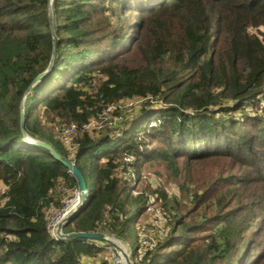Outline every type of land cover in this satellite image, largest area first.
Returning <instances> with one entry per match:
<instances>
[{
  "label": "trees",
  "instance_id": "16d2710c",
  "mask_svg": "<svg viewBox=\"0 0 264 264\" xmlns=\"http://www.w3.org/2000/svg\"><path fill=\"white\" fill-rule=\"evenodd\" d=\"M49 3L0 0V264L100 253L84 239L50 240L47 219L77 184L24 140V96L25 134L92 183L62 234L124 241L149 201L132 195L129 175L158 166L181 197L152 192L169 215L146 264H264V0H51L52 23ZM132 99L142 104L130 120L82 130ZM68 125L73 157L54 136ZM199 166L213 178L195 179Z\"/></svg>",
  "mask_w": 264,
  "mask_h": 264
},
{
  "label": "rangeland",
  "instance_id": "374dc122",
  "mask_svg": "<svg viewBox=\"0 0 264 264\" xmlns=\"http://www.w3.org/2000/svg\"><path fill=\"white\" fill-rule=\"evenodd\" d=\"M141 104L142 102L138 99L124 100L117 104L118 109L116 111L113 110L111 111L112 113L109 112L107 114H105L106 112H104L102 115L103 117L106 118V120L103 119L99 122L102 124L103 128L98 133H101L107 128L112 129V127H114L112 126L114 122H115V125L119 126L121 121L123 122L124 120H128V119L130 120L138 112ZM263 104L264 102L261 104V106H263ZM116 112H118V115L122 117L121 121L114 120V118L116 117L115 116ZM109 122H111L112 125L109 124L108 126L107 123ZM56 129L54 130V136L55 138H58V137L60 138L59 132L62 128H60L59 126L58 133ZM67 151L69 153V157H73L74 153H72L68 149ZM192 171H193V175L195 179H206L205 182L213 178V176L215 175L213 168L210 166H204V167L199 166L197 168H193ZM125 178L127 177L125 176ZM129 178L130 179H128L129 180L128 187L130 188L132 195L137 196L139 194V195L145 196L147 200H150V198L153 199V201H147V208L150 210L147 209V211L144 212V215H142L139 219H137L135 217L137 208H135L134 213H133L134 218L131 222V225L129 227V232L126 235V238L124 241L114 239L113 237H110V236H108L110 237V239H107V240L110 242H114L115 244H118V245L127 246L131 254L135 256L136 249L139 246V237L142 234V229L144 227H147V228L154 227L155 223L159 220V218H161L160 214L164 212L163 210H161V205H160L161 203L159 204L157 201L158 195L156 194L158 193L157 192L152 193V192H154L155 190H160L163 193H165L168 196V198L176 197L178 200L180 199L181 194L179 192V187L177 183L173 180H170V174H168L167 172H164L162 170V167H158V166L144 167L143 169L140 170L138 175H136V173L135 174L131 173L129 175ZM91 188H92V183L90 180L87 183V191L90 192ZM4 189L5 188L3 186H0V196L4 193ZM164 210H165L166 217L168 218L169 214L168 212H166V209ZM162 217H164V214ZM97 256L98 257H96V262H92L91 264H103V263L108 264V255L105 252L102 251Z\"/></svg>",
  "mask_w": 264,
  "mask_h": 264
},
{
  "label": "built area",
  "instance_id": "2783aa9c",
  "mask_svg": "<svg viewBox=\"0 0 264 264\" xmlns=\"http://www.w3.org/2000/svg\"><path fill=\"white\" fill-rule=\"evenodd\" d=\"M117 109H118L117 104L108 106L106 109L103 110V112L100 114L97 120L94 119L89 121L86 125L82 127V130L94 131L98 133L103 128L102 124L99 122L103 119L106 120V118L103 117L102 114L104 112H106L105 114H107L113 110L116 111ZM121 119H122L121 116H116L114 118V120L116 121H121ZM109 124L112 125L111 122L107 123L108 126ZM114 125L115 122L112 126ZM76 136H77V128L74 125L64 126L60 130V140L62 144L72 153H75ZM124 161L128 162L129 160L125 159ZM71 163H73V161H71ZM87 198H88V191L85 190L84 197H82L81 192L78 190V187H76L70 192V195L65 199L62 207L54 210L49 215L46 222V231L51 241L57 242L59 240H64L61 237L62 226L66 224L69 215L75 213L80 207L85 205ZM149 201H153V199L150 198ZM147 209L148 208H146V211ZM163 214L164 217H162ZM160 215L161 218H159V220L155 223L154 227L151 228L144 227L142 229V234L139 237V246L136 249L135 256L131 254L127 246L118 245L115 244L114 242L109 241V243L105 244L98 241L86 240L87 244L90 247L99 249L100 252L102 251L105 252L108 255V264H146L147 260L145 261V258L147 257L148 253L152 252L155 249L158 242L162 240L167 230L165 225L167 221L166 214L165 212H162V214ZM105 237L106 239H110V237L108 236ZM96 257L84 259L81 264H91L92 262H96Z\"/></svg>",
  "mask_w": 264,
  "mask_h": 264
},
{
  "label": "water",
  "instance_id": "95a60500",
  "mask_svg": "<svg viewBox=\"0 0 264 264\" xmlns=\"http://www.w3.org/2000/svg\"><path fill=\"white\" fill-rule=\"evenodd\" d=\"M49 12H48V18H49V22L52 23V15H51V0H49ZM53 34V33H52ZM54 44L52 45V57L50 60V64L47 68V70H45L43 73L39 74L32 82V84L29 86V88L26 90L25 95L29 93L30 89L47 73L48 69L50 68V66L52 65V61H53V57H54ZM25 98V96H24ZM24 98L22 100V103L20 105V130L21 133L23 135L24 140L26 141V143L28 145H32V146H36V147H40L45 149L49 155L56 161L60 162L66 169L67 172L74 178V180L76 181L78 190L81 192L82 197H84V193L86 190V186L83 180V177L81 175V173L78 171V169L75 167L74 162L71 163L70 161L62 158L58 153H56V151L47 143L38 141V140H34L30 137H28L23 129V101ZM84 205L82 207H80L75 213L71 214L68 216L67 218V222L71 221L73 218H75L83 209ZM61 237L64 240H68V239H84V240H93V241H98L101 243H109V241L106 239L105 235L101 234V233H90V232H78V233H70V234H62Z\"/></svg>",
  "mask_w": 264,
  "mask_h": 264
}]
</instances>
